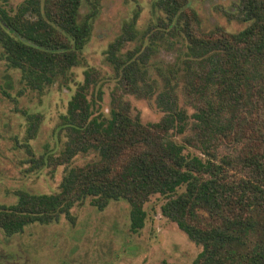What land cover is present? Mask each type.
Listing matches in <instances>:
<instances>
[{
    "label": "trees",
    "instance_id": "trees-1",
    "mask_svg": "<svg viewBox=\"0 0 264 264\" xmlns=\"http://www.w3.org/2000/svg\"><path fill=\"white\" fill-rule=\"evenodd\" d=\"M99 1L25 0L15 14L0 8L8 28L0 21L2 58L21 73L19 96L68 81L81 64ZM238 1L249 25L237 34L197 33L199 16L189 0H154L155 28L143 35L136 12L107 51L117 76L109 114L97 112L101 90L89 97L87 71L57 127L67 137L65 148L49 156L55 166L91 152L97 160L68 169L55 194L20 191L14 205H0V230L14 235L62 215L71 220L75 205L90 199L98 210L126 201L130 230L137 232L145 202L159 194L168 198L162 215L202 247L193 264H264V0ZM83 3L91 7L85 17ZM138 37L140 44L123 53L122 45ZM164 45H179L181 53L154 68L156 87L149 61ZM178 92L192 114L179 105ZM125 95L154 98L163 117L143 124ZM27 121L32 139L40 115L28 114Z\"/></svg>",
    "mask_w": 264,
    "mask_h": 264
},
{
    "label": "rangeland",
    "instance_id": "rangeland-1",
    "mask_svg": "<svg viewBox=\"0 0 264 264\" xmlns=\"http://www.w3.org/2000/svg\"><path fill=\"white\" fill-rule=\"evenodd\" d=\"M24 1L0 0V8L15 14ZM153 1L100 0L90 39L81 53V64L70 70L66 83L57 81L42 93L27 91L19 96L23 87L21 73L8 67L0 46V205H14L20 191L36 195L55 194L68 169L97 160L95 153L91 152L78 154L66 165L51 164L49 156L60 155L67 141L64 133L58 135L60 117L66 113L68 102L83 84L87 71L92 74L89 97L96 99L97 91L101 90L97 112L109 114L117 76L107 60V51L121 35L123 25L136 12L138 34L143 35L149 28H155ZM188 6L199 16L197 33L207 34L220 29L237 34L249 25L241 19L238 0H189ZM80 12L85 17L91 7L83 3ZM27 18L34 20L36 16L28 14ZM0 21L7 28L1 17ZM140 37L123 44L122 52L134 50L140 44ZM178 53H181L179 45L156 48L149 61V73L157 80L156 87L161 81L154 68L173 63ZM123 100L130 105L133 115L140 116L143 124L159 122L163 117L154 98L125 95ZM178 102L189 114L193 113L188 99L181 92H178ZM28 114L40 115L41 119L32 139H28ZM173 139L180 141L177 136ZM167 199L156 194L145 202L146 220L144 227L137 232L130 230V206L126 201L113 200L104 210H98L91 205L90 199L75 205L71 220L62 215L57 222L28 225L14 235L0 230V263L193 264L202 247L190 241L176 223L162 215L161 207ZM199 214L208 220L206 212L200 211Z\"/></svg>",
    "mask_w": 264,
    "mask_h": 264
}]
</instances>
